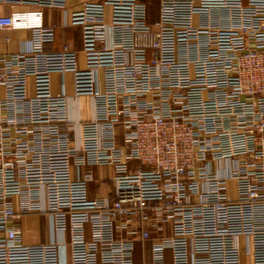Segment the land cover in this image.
I'll list each match as a JSON object with an SVG mask.
<instances>
[{
    "label": "built area",
    "instance_id": "1",
    "mask_svg": "<svg viewBox=\"0 0 264 264\" xmlns=\"http://www.w3.org/2000/svg\"><path fill=\"white\" fill-rule=\"evenodd\" d=\"M7 29L30 36L0 52V264H264V0H158L154 22L145 0H0Z\"/></svg>",
    "mask_w": 264,
    "mask_h": 264
},
{
    "label": "crops",
    "instance_id": "2",
    "mask_svg": "<svg viewBox=\"0 0 264 264\" xmlns=\"http://www.w3.org/2000/svg\"><path fill=\"white\" fill-rule=\"evenodd\" d=\"M85 0H67L68 8H78ZM19 8H23L24 5H19ZM8 9V8H7ZM5 8L3 11H7ZM43 21L45 24H51L54 26V41L52 42V47L55 49L61 48L64 44H67L70 48L80 49L81 48V27L79 25H62V11L57 7H44L43 9ZM4 11V12H5ZM10 36V40L6 41L4 38ZM30 36L29 29H7L0 32V52L7 53L12 51H17L19 49L20 43L19 39L27 38ZM79 61L83 62V54L79 52ZM66 75H71V87H72V74L67 72ZM65 75V76H66ZM65 92L70 99V116L74 119H89L92 116V100L89 97L73 96L72 92L69 94L67 92V85L65 82ZM51 88L53 93L60 92L62 86L59 79V75L56 73L52 74L51 77ZM92 179L94 181V188L89 191L90 197H98L101 194H109V174L110 168L108 166L93 165L91 167ZM33 215V214H31ZM28 216V215H27ZM22 216L19 220V224L22 228H37L33 226H27L23 223ZM38 227H41L38 226ZM241 264H253L250 254L243 250L241 253Z\"/></svg>",
    "mask_w": 264,
    "mask_h": 264
},
{
    "label": "rangeland",
    "instance_id": "3",
    "mask_svg": "<svg viewBox=\"0 0 264 264\" xmlns=\"http://www.w3.org/2000/svg\"><path fill=\"white\" fill-rule=\"evenodd\" d=\"M148 4V20L154 22L158 18V0H145ZM65 82L67 85V92L70 94L72 92L71 87V75L65 76ZM88 97V96H86ZM43 218L41 215L33 214L28 215L23 218V223H26L27 226L38 227L41 225L43 227ZM148 253L146 252L145 257L148 258ZM165 264H171V253L169 250L165 251Z\"/></svg>",
    "mask_w": 264,
    "mask_h": 264
}]
</instances>
